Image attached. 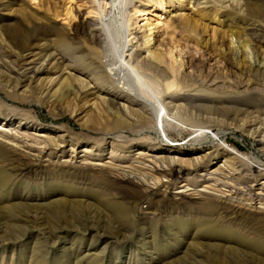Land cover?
I'll return each mask as SVG.
<instances>
[{
  "label": "rangeland",
  "instance_id": "obj_1",
  "mask_svg": "<svg viewBox=\"0 0 264 264\" xmlns=\"http://www.w3.org/2000/svg\"><path fill=\"white\" fill-rule=\"evenodd\" d=\"M128 1L118 33L111 0H0V264H264V172L244 177L230 152L264 160V21L244 14L264 0ZM101 7L128 63L157 79L171 117L184 115L179 128L138 122L133 110L149 115L115 56L100 59ZM184 16L208 32L181 31ZM212 28L243 30L261 56L236 65L231 37L213 41ZM172 36L187 49L185 82L170 89L167 68L146 59ZM117 119L130 125L122 138ZM192 120L201 129L184 130ZM202 128L213 149L198 143Z\"/></svg>",
  "mask_w": 264,
  "mask_h": 264
},
{
  "label": "bare ground",
  "instance_id": "obj_2",
  "mask_svg": "<svg viewBox=\"0 0 264 264\" xmlns=\"http://www.w3.org/2000/svg\"><path fill=\"white\" fill-rule=\"evenodd\" d=\"M154 1H155L154 4L158 5L161 3L162 0H154ZM111 4H112V10L109 12V14L112 17L114 15L117 17L116 22H117V28H118V33H119L120 28L123 29L126 26L128 27L127 25L128 23L126 19V11L129 6V1L128 0H111ZM119 4L121 5L120 11H118ZM104 10H105V7H101V14L103 15V20L106 22L105 27H104L105 36L109 38L101 39L102 41L100 40L101 42H103L102 46H100V49L106 50L108 55L104 57L101 56L100 59L102 61L109 62L110 60L114 59V56H115V59L118 65L114 67V70L118 73L117 74L118 77L123 78L128 83V85L126 86H128V89L130 91L127 94L131 95V98L129 99H132L133 103H136L139 105L141 104L145 111L144 113H147V115H149L147 119V116H144V114L140 113L139 111L133 110V114H135V116L138 117V122H142L145 120L146 122H149L150 124L149 127L145 128L144 130L146 132H149V131L156 132L157 135L160 134L161 132L164 133L168 129L175 130L179 128L181 120L185 119L184 115L180 113L177 116L175 115L171 117L172 112L169 110L168 106H166L164 102L165 94H164V91L160 88V85L157 79L154 77H150L148 74L142 72V70L137 69L128 63V61L126 60V56H125V52L128 51L127 49L128 42H124L123 46L122 44L119 43V41L117 42V40L115 39L116 36H114L115 34L113 33L112 27L107 22L108 21L107 16L106 14L105 15L103 14ZM244 14L247 15V17H250L255 21H258V20L264 21V5L260 6V9L258 11L252 12L248 10ZM176 27L179 28L183 32L189 33L194 36H199V37L203 36L209 30L208 27L203 25L199 20L195 19L194 17H190V16H184L181 19H179L176 22ZM210 32H211L210 33L211 40L213 41L217 40V38L220 36L231 37L232 47L230 48L229 54L233 55L234 63L238 66H240L242 62L240 53H244L246 58L247 56L251 57L252 53H254V51L252 50H251L252 52H250V49H249L250 42L246 40L247 35L243 30H238L235 28H228L227 30L223 31L217 28H212ZM151 40L152 38H148V43L151 42ZM255 41H256V38H255ZM164 44L169 46L167 50H163V49L149 50L146 60L153 64H162L167 68V72H168V77L166 78L167 85L171 89L175 86L183 85L185 82V79L182 77V72H181L182 67H183V61L181 59L182 58L181 54L183 51L187 49V46H183L173 36L165 40ZM261 54H262L261 51L258 48H255L254 58L256 59V57L257 58L260 57ZM224 55L227 56L228 53L224 52ZM104 65L106 67V71L109 73H112L110 69L113 67H109L107 63ZM188 105L189 107H192V103H189ZM194 107L195 109L197 108V110L199 111L204 110L205 112H208L206 111L208 110L207 108H205L206 106L200 107L195 104ZM188 115H189L188 117H191L190 114ZM188 119L191 120L190 118ZM99 120L100 119L98 118V120H96V123H98ZM134 122L132 124H137ZM191 122H192L191 123L192 125H190V127L184 124V130H186V127L190 128L189 130H194V131L201 129V127L197 126L198 124H195L196 121L192 120ZM113 126H114L113 128L114 137L118 136L119 138H122L124 136L121 133L126 132V129L129 128L130 125L128 126L126 123H124L122 119H117L114 121ZM181 130H183V128ZM119 132L121 133L117 134ZM198 133L200 134V137L198 138L202 139V141L200 140V142L198 143L202 145H210L209 149H213L214 146H212V143L216 142V140L211 141L213 137L211 135H208V133L210 132L205 131L202 128V130H200V132ZM196 142L197 141H193V144ZM157 149L166 150V147L161 146L160 148L158 147ZM169 150L178 151L177 149H169ZM214 150L219 151L218 148ZM230 152L235 155V157H233V160H234L233 166L236 168L235 165L237 164V169L240 170L241 173H244V177L249 178L252 175L257 176V174H261L264 172V160L262 159L263 154H253V157L255 159L253 160V162H257L256 164H254V163H246V162L244 163L242 161L243 158H241V155L239 153L235 152L234 150H230ZM166 162L169 166L168 172H170L171 174L182 172L181 170H178L175 168L176 164H178L179 162L176 163L173 159H167ZM198 162L200 161L198 160L197 163L195 162L196 163L195 167L197 165H201ZM142 198H148V193L146 192V194L144 193V195L142 196L132 198L131 202L132 204L134 203V205H136ZM220 207L221 209H226V210L232 208L231 205L229 207L225 205L220 206ZM120 212H123L125 216L127 215V209L121 208ZM118 224L119 225H117V227L118 226L120 227V226H123L124 223L122 221V222H119Z\"/></svg>",
  "mask_w": 264,
  "mask_h": 264
}]
</instances>
